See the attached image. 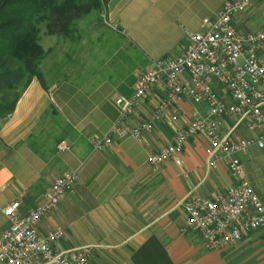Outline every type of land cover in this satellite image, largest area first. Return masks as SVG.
<instances>
[{
  "label": "crops",
  "instance_id": "crops-1",
  "mask_svg": "<svg viewBox=\"0 0 264 264\" xmlns=\"http://www.w3.org/2000/svg\"><path fill=\"white\" fill-rule=\"evenodd\" d=\"M226 1L109 0L104 24L92 19L82 31L84 21L78 20L71 36L48 34L43 25L38 43L45 52L39 66L45 87L34 78L12 114L0 118V237L7 227L4 207L18 202L21 212L33 208L57 177L72 171L77 185L38 224L42 234L63 232L55 243L59 250L87 248L92 264H264V231L208 251L185 227L181 201L187 193L213 197L235 183L225 164L207 169L205 141L186 143L182 166L169 161L154 170L147 163L194 111L205 114L204 106L180 101L139 140L114 136L105 151L92 148L93 137L109 133L119 118L115 99L131 96L151 61L183 52L202 19ZM235 25L242 34L264 32V0H252ZM260 55L264 66V51ZM88 57L94 68H80ZM217 91L227 99L223 89ZM162 96V87L153 88L125 125L131 129L150 119ZM214 121L225 134L234 118ZM234 134L245 136L241 127ZM61 140L69 151H57ZM240 159L264 203V149L251 148Z\"/></svg>",
  "mask_w": 264,
  "mask_h": 264
},
{
  "label": "built area",
  "instance_id": "built-area-1",
  "mask_svg": "<svg viewBox=\"0 0 264 264\" xmlns=\"http://www.w3.org/2000/svg\"><path fill=\"white\" fill-rule=\"evenodd\" d=\"M252 0H228L213 17L202 19L201 31L189 35V43L180 54L151 61L139 74L130 97L114 101L119 118L109 133L92 139L94 151L103 152L113 145V137L131 136L139 140L153 123L161 122L167 111L180 101L204 106L205 114L194 111L192 120L172 143L151 153L148 165L157 170L166 162L182 166L184 146L191 139L205 141L206 167L227 166L235 183L213 197L190 191L181 201L185 227L195 232L203 247L218 251L240 242L254 231H264V203L244 176L240 156L251 148L264 149V32L242 34L236 30V17L245 13ZM162 87L150 119L129 129L125 122L151 90ZM217 87L223 89L222 98ZM234 118L229 130L218 131L214 118ZM242 128L245 136L234 132ZM57 151L70 150L61 140ZM78 182L76 172L57 177L44 191L38 203L25 212L13 202L2 209L7 227L0 237V264H91L87 248L59 250L55 243L63 238L56 229L47 234L38 230L39 222L52 213Z\"/></svg>",
  "mask_w": 264,
  "mask_h": 264
},
{
  "label": "trees",
  "instance_id": "trees-1",
  "mask_svg": "<svg viewBox=\"0 0 264 264\" xmlns=\"http://www.w3.org/2000/svg\"><path fill=\"white\" fill-rule=\"evenodd\" d=\"M109 0H0V118L12 114L30 82L45 87L39 66L45 52L39 25L48 34L71 36L76 22L102 11Z\"/></svg>",
  "mask_w": 264,
  "mask_h": 264
},
{
  "label": "rangeland",
  "instance_id": "rangeland-1",
  "mask_svg": "<svg viewBox=\"0 0 264 264\" xmlns=\"http://www.w3.org/2000/svg\"><path fill=\"white\" fill-rule=\"evenodd\" d=\"M92 19H94L97 23H103L104 24V22H106V18H105V14H104V9H102V11H93V12H91L90 14H88V15H84L83 17H81V19H79V20H83L84 21V24H85V26H84V28H82V31H84L85 29H86V27H87V25H88V21H90V20H92ZM77 25V23L75 24V26ZM39 27H40V29H41V31H44V26H43V24H41V25H39ZM40 34V33H39ZM81 34V33H80ZM109 48V46H107V49ZM108 51H110L109 49H108ZM107 51V52H108ZM105 53V52H104ZM104 55V54H103ZM107 55H108V53H106V57H107ZM91 58H87V60L85 61V63L82 65V66H80V68H88V69H93L94 68V66L92 65V63H91ZM87 61H89V64L87 63ZM202 157H198V160L199 159H201ZM78 244H80V239H79V243ZM91 264H92V262H91Z\"/></svg>",
  "mask_w": 264,
  "mask_h": 264
}]
</instances>
